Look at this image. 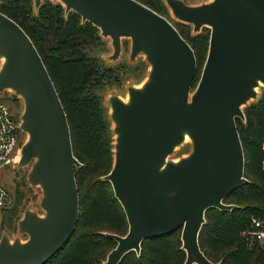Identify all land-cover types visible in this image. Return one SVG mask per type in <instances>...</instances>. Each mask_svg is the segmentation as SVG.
I'll list each match as a JSON object with an SVG mask.
<instances>
[{
    "label": "water",
    "instance_id": "obj_1",
    "mask_svg": "<svg viewBox=\"0 0 264 264\" xmlns=\"http://www.w3.org/2000/svg\"><path fill=\"white\" fill-rule=\"evenodd\" d=\"M43 0H34L35 9ZM80 16L109 39L115 61L122 40L129 60L142 56L149 69L127 99H107L113 135V166L104 177L123 208L125 236L102 264H119L141 243L181 231L184 264H215L201 252L200 230L209 209L230 211L224 200L247 180L236 118L264 87V0H211L188 5L163 0L174 20L194 34L210 30L207 58L191 93L197 64L193 50L164 17L135 0H49ZM23 104L24 135L17 169L29 167L27 183L41 191L42 214L26 210L18 233L0 238V264H46L72 237L79 195L67 118L35 46L0 13V95ZM188 154L171 159L184 143Z\"/></svg>",
    "mask_w": 264,
    "mask_h": 264
},
{
    "label": "trees",
    "instance_id": "obj_2",
    "mask_svg": "<svg viewBox=\"0 0 264 264\" xmlns=\"http://www.w3.org/2000/svg\"><path fill=\"white\" fill-rule=\"evenodd\" d=\"M135 1L164 17L165 7L160 0ZM33 11L34 0L0 1V13L26 33L43 61L67 118L73 155L80 163L75 169L79 195L76 229L46 264H102L117 245L109 235H126L120 233L121 215L124 219L126 215L111 184L104 180L113 166L114 140L99 91L104 83H119L123 74L100 68L88 55L101 42L100 31L82 22L76 13H65L61 4L49 0L42 1L38 18H32ZM185 25L173 26L193 50L197 64L199 52L209 42L210 30L202 28L203 33L188 41L179 28ZM65 81L68 84L63 88ZM243 114L245 120L236 118L235 123L247 182L225 198V204L234 206L232 210L212 208L205 212L198 238L201 252L215 264H264V250L245 235L252 218L264 219V91L256 102L243 108ZM109 209L111 212H107ZM89 214L87 226L78 232ZM180 232L143 241L139 255L130 252L119 264H184Z\"/></svg>",
    "mask_w": 264,
    "mask_h": 264
},
{
    "label": "rangeland",
    "instance_id": "obj_3",
    "mask_svg": "<svg viewBox=\"0 0 264 264\" xmlns=\"http://www.w3.org/2000/svg\"><path fill=\"white\" fill-rule=\"evenodd\" d=\"M160 1L165 7L164 18L169 20L173 25L179 24L171 16L169 9L166 7L164 1L163 0ZM184 1L188 5H200L203 3H207L211 0H184ZM39 8L35 9V11L32 12L31 14L32 18H38L37 10ZM179 28L182 30L183 34L185 35L188 41H191L192 37L200 34L201 32L203 33V31L201 30L199 33L194 34L192 32L191 26L185 25V27H179ZM99 37L101 42H99L96 48L90 49L88 55L92 59L98 62L100 68L115 69L118 75L120 73L121 75L123 74L122 77L120 78L121 81L119 83H115L112 81L108 83H104V86L101 87V90L99 91V96L102 100L103 107L109 119V106L107 104V99L111 95H117L121 99L126 100L127 87L139 86L140 84H142L147 77L149 67L142 56L137 57L133 62L129 60L130 41L125 39L122 40L121 42L122 43L121 53L117 58V60L110 61L109 57L113 53L110 40L102 38L100 34ZM208 44L198 54L197 73L191 87V93L194 92V90L196 89L199 83L201 73L207 58L208 46H209ZM67 84H68L67 81H65L63 88H66ZM263 91H264V87L258 90L257 100L260 98ZM0 101L5 103L8 106L9 110L13 111L17 116L22 112L23 109L22 101L20 99L14 98L10 93H5L0 95ZM109 123L111 129L110 120ZM262 150L264 151V144L262 146ZM189 151H190V144L186 142L175 151L171 159L177 160L178 158L188 154ZM28 171H29V167L23 168L21 171L15 168V166L0 168V187L5 190L8 196L7 201L5 202L6 204L5 207L0 210V238L3 235H6L7 237H9L10 240L19 238L21 241H25L27 236L20 235L18 233V227H17L18 221L23 217V214L26 210L34 211L39 215L42 214V211L39 208L41 191L37 188H32L28 185L26 178ZM107 212H111V209H109ZM89 218H90V214L85 219L86 221L85 220L82 221V225L79 227L78 232H80L82 229H84L87 226L86 224ZM121 220L123 224L120 228V233L122 235H125L128 232V225L126 219H124L122 215H121ZM101 227H104V225H101ZM180 236H181V232H180Z\"/></svg>",
    "mask_w": 264,
    "mask_h": 264
},
{
    "label": "built area",
    "instance_id": "obj_4",
    "mask_svg": "<svg viewBox=\"0 0 264 264\" xmlns=\"http://www.w3.org/2000/svg\"><path fill=\"white\" fill-rule=\"evenodd\" d=\"M18 116L0 101V168L16 167L18 163L24 140L18 127ZM261 169L264 171V160L261 162ZM7 198V193L0 187V210L5 207ZM245 235L250 243H256L264 250V219L252 218L250 229Z\"/></svg>",
    "mask_w": 264,
    "mask_h": 264
},
{
    "label": "flooded vegetation",
    "instance_id": "obj_5",
    "mask_svg": "<svg viewBox=\"0 0 264 264\" xmlns=\"http://www.w3.org/2000/svg\"><path fill=\"white\" fill-rule=\"evenodd\" d=\"M16 168V167H15ZM19 170V169H18ZM22 169H20L19 171H21Z\"/></svg>",
    "mask_w": 264,
    "mask_h": 264
}]
</instances>
